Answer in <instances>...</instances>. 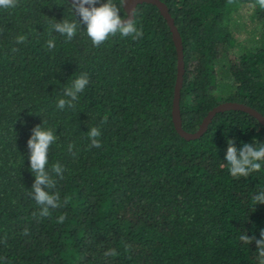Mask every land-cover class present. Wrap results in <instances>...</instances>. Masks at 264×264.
Here are the masks:
<instances>
[{
    "label": "trees",
    "instance_id": "1",
    "mask_svg": "<svg viewBox=\"0 0 264 264\" xmlns=\"http://www.w3.org/2000/svg\"><path fill=\"white\" fill-rule=\"evenodd\" d=\"M162 1L183 42L184 129L195 132L227 101L264 115V9L256 0ZM135 13L141 39L117 33L96 47L83 25L70 41L51 30L55 20H75L67 0L0 9V264H259L255 242L240 236L259 239L264 229V204L252 200L264 189V162L234 179L224 156L228 139L237 148L264 143V126L227 110L200 138L181 137L172 117L178 56L170 27L153 4ZM19 35L26 40L16 44ZM81 73L89 84L75 107L58 109ZM43 121L58 136L46 168L65 169L62 206L49 218H38L27 196L35 179L27 140ZM93 126L101 148L90 147ZM110 250L116 255L105 256Z\"/></svg>",
    "mask_w": 264,
    "mask_h": 264
},
{
    "label": "clouds",
    "instance_id": "2",
    "mask_svg": "<svg viewBox=\"0 0 264 264\" xmlns=\"http://www.w3.org/2000/svg\"><path fill=\"white\" fill-rule=\"evenodd\" d=\"M18 0H0V9H11L17 6ZM68 5L75 17L74 21L62 19L52 24V29L56 33L72 40L76 35L78 27L83 25L85 34L90 38L92 44L96 47L103 44L110 36H115L117 33L122 37H131L133 40H139L144 36L142 28H137L135 24V11L129 10L127 16L122 17L121 7L126 9L128 0H120L119 5L114 0H106L101 3L100 0H67ZM234 0H227V4L231 5ZM99 4V6H97ZM259 8L264 9V0H256ZM76 17H79L77 19ZM26 37L19 35L15 38L16 44L24 43ZM46 47L49 51L56 47L55 39L51 38L47 41ZM13 52L18 51L17 48L12 49ZM89 84L87 73H81L72 80L70 86L63 89V98H59L56 107L64 110L66 107L74 108L79 94L84 92ZM107 122V116L101 119V124ZM38 124L31 130V135L27 140L28 160L30 163V171L35 179L27 196L36 202L40 207L38 218H49L54 210L61 207V197L57 190L59 181L64 179V166L60 163L52 165L49 171L46 165L49 163V149L54 144L58 136L53 129H46ZM101 129L99 126L89 128L87 132L88 138L91 141L90 147L101 148L102 144L99 139L101 137ZM73 145H68V151L75 156L72 151ZM224 161L228 165V171L234 179H247L252 173L260 171L262 162H264V143L257 145L255 142L242 143V146L237 148L234 139H228L227 150L224 156ZM54 173L53 175L50 174ZM252 200L256 204H264V189L258 191L252 196ZM64 205L68 203V199H64ZM34 215H37L34 213ZM65 219L64 215L59 216L58 221L62 223ZM24 234H28V230L24 229ZM240 240L250 245L255 242L256 253L259 264H264V229L260 231V237L257 239L255 235L249 236L243 232ZM105 256L116 255L115 250H110L104 253Z\"/></svg>",
    "mask_w": 264,
    "mask_h": 264
},
{
    "label": "water",
    "instance_id": "3",
    "mask_svg": "<svg viewBox=\"0 0 264 264\" xmlns=\"http://www.w3.org/2000/svg\"><path fill=\"white\" fill-rule=\"evenodd\" d=\"M144 3H150L158 7L160 13L163 15V17L167 21V24L170 27V31L172 33L173 40H174V43L177 49L178 73H177V79H176L175 90H174L172 117H173V122H174L176 131L178 132V134L187 140H193V139L200 138L208 130V127L212 123L216 114L227 111V110H239V111L246 112L256 117L259 120V122L264 126V115L260 111H258L252 106H249L241 102L227 101V102H223L217 105L212 110H210L208 115L203 119L199 128L195 132H189L184 129L183 121H182V114H181V106H180L181 89L183 86L184 73H185V60H184V49H183L182 37L175 23V19L170 13V9L168 5L162 0H128L126 9L124 8L126 12V16L129 10H134L136 12L137 7L140 4H144Z\"/></svg>",
    "mask_w": 264,
    "mask_h": 264
},
{
    "label": "rangeland",
    "instance_id": "4",
    "mask_svg": "<svg viewBox=\"0 0 264 264\" xmlns=\"http://www.w3.org/2000/svg\"><path fill=\"white\" fill-rule=\"evenodd\" d=\"M249 6V5H248ZM246 10H248V7H247V9ZM247 44V43H246Z\"/></svg>",
    "mask_w": 264,
    "mask_h": 264
}]
</instances>
